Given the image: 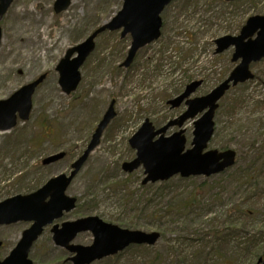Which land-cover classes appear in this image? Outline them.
<instances>
[{"label":"rangeland","instance_id":"374dc122","mask_svg":"<svg viewBox=\"0 0 264 264\" xmlns=\"http://www.w3.org/2000/svg\"><path fill=\"white\" fill-rule=\"evenodd\" d=\"M71 1L67 11L56 14V0H14L0 20V101L46 76L32 98L30 119L0 132V203L34 193L50 179L69 173L114 101L115 119L66 192L78 200L77 207L55 224L96 216L124 229L161 234L152 247L133 246L93 264H264V60L251 65L256 78L232 88L215 114L208 150L236 151L232 168L208 179L176 177L145 187L143 167L131 174L122 170L123 163L136 157L129 140L145 120L155 131L165 127L185 112L186 106L171 109L167 103L187 85L201 80L192 98L203 97L229 76L236 66L231 62L234 49L216 54L215 40L238 36L249 18L264 16V0H173L161 15V37L141 49L128 69L121 65L130 36L122 39L120 31L102 34L80 69L77 90L66 95L58 83L57 65L68 49L109 22L123 6V0ZM179 130L170 127L163 136L169 138ZM183 130L188 150L193 121L186 122ZM60 152L66 153L65 159L42 164ZM192 193L197 203L191 209L172 223H159L167 205L181 204ZM245 210L253 211L246 222ZM230 221L247 224L241 238L255 236V244L244 253L236 254L243 239L226 246L213 238ZM31 225L0 227V261ZM51 228L44 230L29 258L33 264H72L68 261L72 254L53 242ZM93 242V234L84 232L72 244L88 247Z\"/></svg>","mask_w":264,"mask_h":264},{"label":"water","instance_id":"95a60500","mask_svg":"<svg viewBox=\"0 0 264 264\" xmlns=\"http://www.w3.org/2000/svg\"><path fill=\"white\" fill-rule=\"evenodd\" d=\"M14 0H0V19L6 14ZM233 2L236 0H225ZM172 0H123V7L108 23L94 31L83 43L70 48L57 66L59 85L62 91L69 95L74 92L81 81L80 68L95 49L96 38L106 32L122 30L121 38L131 35L132 42L128 56L122 67L129 68L137 52L145 46L158 40L161 36V14ZM71 0H56L54 10L57 14L66 11ZM2 31L0 28V42ZM215 53L221 54L231 47L235 48L232 62L240 63L230 73L229 77L208 95L191 99L190 97L202 85V81L189 84L184 92L169 101L172 109L182 104L187 110L176 120L155 131L149 120H146L140 130L129 140L130 147L136 150V158L124 163L122 168L126 173H132L141 166L145 170L143 185L165 182L180 175L181 178L211 177L234 166L236 152L206 151L208 143L214 135V116L218 102L232 88L254 79L250 70L252 63L264 59V16H254L248 19L239 36H225L215 41ZM45 75L22 87L7 100L0 101V131H9L17 125V119L26 121L32 110V97L36 88L43 83ZM115 102H112L98 124L91 141L83 155L75 161L72 172L61 174L49 180L38 191L29 195H17L0 203V226H8L21 221L32 222L25 230L17 246L10 255L0 261V264H33L29 254L33 244L43 234L45 227L63 217L76 208L77 199L66 195L73 179L79 173L90 153L100 144L101 137L115 118ZM201 117L194 122L192 148L185 151L186 140L182 127L189 121ZM181 129L169 138L163 135L170 127ZM160 136L158 140L154 139ZM65 153H58L44 160L51 164L62 160ZM91 231L94 235L90 247L71 245L79 233ZM53 241L56 246L65 248L75 254L69 261L73 264H92L96 260L117 255L133 245L154 246L161 238L160 233H146L120 228L104 223L98 217H88L75 222L63 223L61 228H52ZM2 242H0V247Z\"/></svg>","mask_w":264,"mask_h":264},{"label":"trees","instance_id":"16d2710c","mask_svg":"<svg viewBox=\"0 0 264 264\" xmlns=\"http://www.w3.org/2000/svg\"><path fill=\"white\" fill-rule=\"evenodd\" d=\"M244 181H246V180H244ZM162 184H166V182H164ZM166 188L167 187H164L163 190H165ZM193 194L194 193L190 194V197L188 199L182 201L181 204L176 203V204L167 205L166 210H165L166 212L163 213V216H161L162 215V213H161V215L158 218L159 223L161 225H166L165 224L166 221H169L168 224L172 223L174 221V218H176L177 216H181L182 214H185V212H184L185 210L191 209L197 203V195L193 196ZM180 211L182 213L178 214ZM242 216H244L243 219L246 222L248 219H251L253 217V211L245 210V212H243ZM246 226H247L246 223H244L242 226H238L237 224H234L230 221V222H228V225L226 226L225 229H223L221 231H216L213 235V238L215 240L217 239V241L222 242L223 245H226V246L231 245V243L234 242V240L236 238H238L239 240L243 239V242H241L242 244H238V246L236 248V254L241 253V250H243V253H244L251 246H253L255 244V241H256L255 236L246 235L243 238H241V235H243V232H242L243 227L245 229Z\"/></svg>","mask_w":264,"mask_h":264},{"label":"bare ground","instance_id":"6f19581e","mask_svg":"<svg viewBox=\"0 0 264 264\" xmlns=\"http://www.w3.org/2000/svg\"><path fill=\"white\" fill-rule=\"evenodd\" d=\"M14 17H17V14H15V15H14ZM17 20L19 21V20H20V18H19V19H17ZM15 25H16V27H20V26H19L18 24H16V23H15ZM29 44H31V42H30V41H29ZM44 54L46 55L47 53L45 52Z\"/></svg>","mask_w":264,"mask_h":264},{"label":"flooded vegetation","instance_id":"af4514ba","mask_svg":"<svg viewBox=\"0 0 264 264\" xmlns=\"http://www.w3.org/2000/svg\"><path fill=\"white\" fill-rule=\"evenodd\" d=\"M101 121V120H100ZM214 123H215V121H214ZM99 124V123H98Z\"/></svg>","mask_w":264,"mask_h":264}]
</instances>
